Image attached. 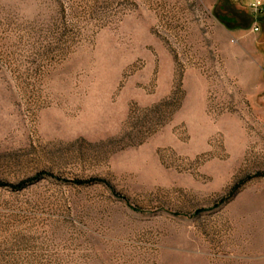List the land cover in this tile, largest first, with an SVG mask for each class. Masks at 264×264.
<instances>
[{
    "label": "rangeland",
    "instance_id": "obj_1",
    "mask_svg": "<svg viewBox=\"0 0 264 264\" xmlns=\"http://www.w3.org/2000/svg\"><path fill=\"white\" fill-rule=\"evenodd\" d=\"M251 3L0 0V264H264Z\"/></svg>",
    "mask_w": 264,
    "mask_h": 264
},
{
    "label": "built area",
    "instance_id": "obj_2",
    "mask_svg": "<svg viewBox=\"0 0 264 264\" xmlns=\"http://www.w3.org/2000/svg\"><path fill=\"white\" fill-rule=\"evenodd\" d=\"M264 5V0H252V3L250 5V8L253 13H259ZM253 32H258V28L254 26L252 28Z\"/></svg>",
    "mask_w": 264,
    "mask_h": 264
},
{
    "label": "trees",
    "instance_id": "obj_3",
    "mask_svg": "<svg viewBox=\"0 0 264 264\" xmlns=\"http://www.w3.org/2000/svg\"><path fill=\"white\" fill-rule=\"evenodd\" d=\"M78 183V182H77Z\"/></svg>",
    "mask_w": 264,
    "mask_h": 264
}]
</instances>
